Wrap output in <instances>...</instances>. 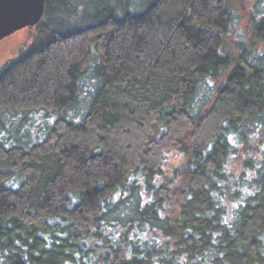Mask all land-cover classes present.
<instances>
[{
    "label": "trees",
    "instance_id": "16d2710c",
    "mask_svg": "<svg viewBox=\"0 0 264 264\" xmlns=\"http://www.w3.org/2000/svg\"><path fill=\"white\" fill-rule=\"evenodd\" d=\"M246 1L45 0L0 68V264H264V0Z\"/></svg>",
    "mask_w": 264,
    "mask_h": 264
},
{
    "label": "rangeland",
    "instance_id": "374dc122",
    "mask_svg": "<svg viewBox=\"0 0 264 264\" xmlns=\"http://www.w3.org/2000/svg\"><path fill=\"white\" fill-rule=\"evenodd\" d=\"M85 3L87 7H90L89 0H82V3ZM134 2L138 3L140 0H134ZM81 3V4H82ZM80 4V5H81ZM243 8L244 11H248L250 5V2L247 0L246 2H243ZM36 33V28L34 27H25L22 29H19L12 33L11 35L3 38L0 40V68L3 67L7 62L10 60L17 58L21 52L27 49L28 45L32 42L33 37ZM261 47H264V42H261ZM201 93L203 91L201 90ZM201 102V100L198 101V104ZM200 105V104H199ZM87 107V95L81 96V98L78 100V102L71 108V111H75L77 113H81L84 111ZM40 121L43 120L42 117L39 118ZM33 134V133H32ZM24 135V133H23ZM253 143L254 146L256 145L255 142ZM262 145V144H260ZM264 150V144L261 146ZM256 153V152H252ZM178 153H169V156L167 157V163L166 168L170 169L173 166L179 165V157L177 155ZM234 160V159H233ZM235 164H238L240 166V161H234Z\"/></svg>",
    "mask_w": 264,
    "mask_h": 264
},
{
    "label": "water",
    "instance_id": "95a60500",
    "mask_svg": "<svg viewBox=\"0 0 264 264\" xmlns=\"http://www.w3.org/2000/svg\"><path fill=\"white\" fill-rule=\"evenodd\" d=\"M45 9V0H0V40L15 31L36 26Z\"/></svg>",
    "mask_w": 264,
    "mask_h": 264
}]
</instances>
